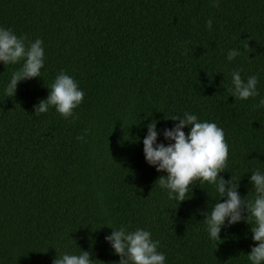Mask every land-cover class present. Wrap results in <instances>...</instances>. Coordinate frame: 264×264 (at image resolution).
Segmentation results:
<instances>
[{"label": "trees", "instance_id": "obj_1", "mask_svg": "<svg viewBox=\"0 0 264 264\" xmlns=\"http://www.w3.org/2000/svg\"><path fill=\"white\" fill-rule=\"evenodd\" d=\"M0 28L44 48L40 77L12 97L5 89L22 62H0V264L80 251L119 264L105 237L120 228L149 231L165 264H250L252 222L226 220L211 240L205 213L226 197L197 182L177 205L142 141L152 121L166 146L172 117L216 123L229 147L218 176L254 199L251 173H264V0H0ZM62 70L82 103L67 119L54 107L35 114ZM234 71L257 77V96H231Z\"/></svg>", "mask_w": 264, "mask_h": 264}, {"label": "clouds", "instance_id": "obj_2", "mask_svg": "<svg viewBox=\"0 0 264 264\" xmlns=\"http://www.w3.org/2000/svg\"><path fill=\"white\" fill-rule=\"evenodd\" d=\"M213 5L218 6V0H213ZM207 27L211 29V19L207 21ZM25 41L26 37H18L11 29L0 28V62L4 65L22 62L21 67L11 75L5 89L7 97L14 96L19 82L40 77L44 66L43 41L36 39L27 44ZM243 48L248 49V43ZM239 54V50H230L227 60L232 61ZM231 83L229 92L235 99L248 100L258 95L255 75L245 80L239 71H234ZM48 89L47 98L34 107V113H46L49 107H54L65 119L73 117L74 109L84 99V92L79 89L77 82L62 70ZM260 106H264V100L260 101ZM171 120L179 123L172 129H164L163 137L173 143L167 146L156 143V121L147 126V135L142 141L146 162L155 166L157 172L166 173V176L158 178L159 187L167 190L169 199H175L178 205L189 197L190 186L197 182L215 185L219 197L226 199L224 202H216L211 211L205 213L209 238L219 241V233L226 220L229 226L242 219L248 224L251 221L253 226L250 231L255 246L247 254V259L250 264H264V173H251L250 183L254 187L255 197L245 201L237 191L238 184L234 186L233 178L225 181L218 176L225 171L228 161L229 147L224 131L216 123L201 122L190 113H185L182 118L172 117ZM186 126L189 128L187 135L182 130ZM77 139L83 140L84 137ZM242 211L247 212L246 217L242 216ZM105 240L120 257L119 264H165L164 254L157 250L159 241H154L149 231L113 229ZM91 256L89 251H80L79 255L65 253L56 258L53 264H92Z\"/></svg>", "mask_w": 264, "mask_h": 264}]
</instances>
